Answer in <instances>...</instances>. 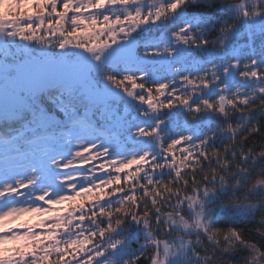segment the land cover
Instances as JSON below:
<instances>
[{
    "label": "snow or ice",
    "instance_id": "snow-or-ice-1",
    "mask_svg": "<svg viewBox=\"0 0 264 264\" xmlns=\"http://www.w3.org/2000/svg\"><path fill=\"white\" fill-rule=\"evenodd\" d=\"M0 264H264V0H0Z\"/></svg>",
    "mask_w": 264,
    "mask_h": 264
},
{
    "label": "rangeland",
    "instance_id": "rangeland-1",
    "mask_svg": "<svg viewBox=\"0 0 264 264\" xmlns=\"http://www.w3.org/2000/svg\"><path fill=\"white\" fill-rule=\"evenodd\" d=\"M106 159V158H105ZM93 164H99V163H101V161L100 160H97V161H93L92 162ZM86 167H91V164H89V165H87ZM87 203V202H86ZM57 207H59V206H57ZM49 215H52V214H49ZM24 220H32V221H35L36 219H42V217H40V216H32V217H24L23 218ZM16 223L17 224H19L20 223V221H16ZM134 247H135V245H133Z\"/></svg>",
    "mask_w": 264,
    "mask_h": 264
}]
</instances>
